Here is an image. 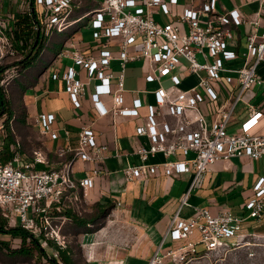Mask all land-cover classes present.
I'll list each match as a JSON object with an SVG mask.
<instances>
[{"label": "built area", "instance_id": "obj_1", "mask_svg": "<svg viewBox=\"0 0 264 264\" xmlns=\"http://www.w3.org/2000/svg\"><path fill=\"white\" fill-rule=\"evenodd\" d=\"M101 0L100 5L88 12L93 39L104 38L106 42L118 40V58L122 67L134 58H143L147 66L142 76L146 82H158L163 78L170 80V85H159L154 90V102L146 105V120L136 125L135 134L145 135L148 143H140L133 149L136 163L127 164L123 176L130 182L136 179L147 180L149 176L162 174L178 176L182 173L192 175L191 187L208 167L220 160L246 156L253 160L264 156V134L252 132L262 112L253 110L235 133L226 131L232 115L231 87L236 81L240 92L254 84H260L257 67L264 60V31L251 32L246 36L245 50L241 53L243 64L230 68L227 62L238 56L228 47L232 39V26L241 23L258 24L256 18L242 16L236 8L216 12V0H206L200 10L184 8L177 21L185 22L188 30L183 32L174 23L159 24L152 18L150 7L159 5L164 13L169 9L165 0ZM263 2L264 0H260ZM16 5L14 14L0 16V75L14 65L18 66L22 55L16 48V42L8 35L9 21L16 13L25 12L36 15L47 30L58 32L66 30L76 20H71L73 0H13ZM177 0H168L175 4ZM208 15L201 22L200 14ZM137 45V54L128 56L127 48ZM72 63L66 70L52 78H61L74 107L80 106V96L85 93L86 84L79 78V70L86 71L88 79H97L93 85L91 99L100 114L108 111L113 114L136 119L141 100L132 94L131 106L123 105L122 74L117 81V90L111 92L107 73L111 52L102 48L98 56H85L70 43L69 48L61 53ZM10 65V66H8ZM10 67V68H9ZM234 74V75H233ZM193 75L195 85L182 88V80ZM219 89H224L228 97L218 104ZM112 94L113 105L106 109L100 95ZM207 103L213 111L208 124L200 105ZM167 114L175 121L159 122L157 118ZM54 113H39L35 117L42 134L55 139L59 136L54 127ZM67 135L68 131L64 130ZM105 144L96 140L95 132L89 125H83L78 131V142L71 158L58 168L35 169L32 163L18 166L19 156L15 152L11 160L3 163L0 157V214L6 218L9 226H19L35 239L41 248L51 244L55 247L53 257L59 260L58 250L67 247L66 236L62 233V216L53 212L59 210L68 196L74 195L78 188L92 186V179L102 173ZM65 149L58 151L63 155ZM161 154L163 160L150 162L149 157ZM191 154V155H190ZM33 162L43 163L41 152H33ZM79 159L93 162L95 167L88 175L76 178L73 164ZM189 190L182 196L180 206L173 214L165 237L172 244L165 251L156 252L150 264L163 258L173 262H183L196 256L221 252L241 243L250 244V240L264 242V177H259L252 185L251 193L246 197L244 214L237 215L224 208L212 214L207 207L191 206L188 201ZM183 206H191L189 216L181 215ZM248 220L255 221L261 229L245 230ZM247 240V241H246ZM176 243V244H175ZM175 244V245H174ZM204 247L198 252L196 245ZM68 264V263H66Z\"/></svg>", "mask_w": 264, "mask_h": 264}, {"label": "crops", "instance_id": "obj_2", "mask_svg": "<svg viewBox=\"0 0 264 264\" xmlns=\"http://www.w3.org/2000/svg\"><path fill=\"white\" fill-rule=\"evenodd\" d=\"M205 1L177 0L175 4H170L165 0L168 13H164L159 5L151 6L150 10L152 18L159 24L174 23L186 32L188 25L177 21L178 15L184 8L200 10ZM100 3L101 0H73L70 17L71 20L76 21L61 32L47 30L38 21L36 15L38 19L36 24L30 26L28 22L21 23L23 32L27 33L28 30L29 35L35 34V37L38 33L39 48L35 53L33 49L30 50L29 54H32V57L26 65H22L20 75L9 86V94L14 102H11L12 108L7 112L0 113V157L1 161L6 163L16 152L19 161L15 164L18 166L32 163L35 169L58 168L71 158L77 146L80 127L89 125L95 132L97 142L107 146L99 164L102 173L93 177L91 187L78 188L74 192L73 196L80 198L85 212L69 210L75 214V217L58 214L56 210L53 212L55 216H62L64 222L66 221L61 230L67 240V247L64 249L68 256L67 262L68 264H148L149 258L151 259L158 250H161L162 243L168 238L165 234L170 220L180 206L179 203L192 180V175L157 174L149 176L147 180L136 179L130 182L125 180L123 168L127 164L137 162L133 149L140 143H148L145 135L135 134V127L145 122L146 105L154 102V90L159 85L167 87L171 82L168 78H163L160 84L155 81L146 82L142 76L147 66L145 59L134 58L122 67L118 58V40L106 42L104 38L93 39L89 16L86 14L97 8ZM137 4H141L140 0ZM232 8H236L245 18L258 20L257 25L241 23L232 26V39L228 47L236 51L238 56L226 65L235 69L243 64L241 53L245 50L246 36L253 31L257 33L264 31V1L216 0V12L220 13ZM15 11L16 5L13 0H0V16L9 17ZM27 16L30 15L25 12L16 13L9 21L7 33L15 42L21 43V39L14 38L17 29L15 21ZM207 17L206 13H201V22H205ZM70 43L85 56L97 57L102 48L111 52L109 66L106 69V72L112 75L109 80L111 92L117 90V81L122 74L123 105L130 107L131 95L135 94L142 102V106L138 109V118L132 119L109 111L100 114L91 99L93 85L99 81L88 79L85 69L79 67H76L79 70V78L87 84L85 93L79 98L80 106L78 108L73 106L61 78H52L53 73L61 75L71 65L72 61L61 54L64 49L69 48ZM21 47L16 44L22 58L26 59L28 56L24 57L22 54L25 47L24 45ZM136 50L137 45L129 46L128 56H135ZM257 73L262 82L252 85L243 92H240L235 80L230 85V100L233 107L226 126L228 133H235L241 123L250 116V112L259 110L262 115L252 132L264 134V60L258 65ZM196 82V77L189 75L182 80L181 87L187 88L195 85ZM218 93V104H222L228 94L224 89H219ZM98 100L106 109H110L113 105L112 94L100 95ZM200 108L209 124L213 117L212 108L207 103L201 104ZM39 113L56 115L54 127L59 133L57 138L51 139L41 133L38 124L35 123V117ZM4 115L7 117H1ZM157 120L170 123L175 121L167 114L160 115ZM64 130L68 131L67 135ZM18 140H21L22 149ZM60 149H65L66 152L59 155ZM34 151L42 153L45 158L43 163L33 162ZM162 160L161 154L149 157L150 162ZM95 166L93 162L77 159L73 164V175L76 178L84 177ZM259 177H264V156L256 160L246 156L220 160L211 164L208 170L197 178L192 187L194 194L190 196L189 193L187 201L191 206L207 207L212 214L227 208L234 214L242 215L244 201ZM191 206H183L184 215L191 213ZM59 209L64 207L60 206ZM261 223H264V214ZM259 226L255 221L248 220L244 229L258 230L262 228ZM72 240L76 242L82 263L73 260L76 252L72 248Z\"/></svg>", "mask_w": 264, "mask_h": 264}, {"label": "rangeland", "instance_id": "obj_3", "mask_svg": "<svg viewBox=\"0 0 264 264\" xmlns=\"http://www.w3.org/2000/svg\"><path fill=\"white\" fill-rule=\"evenodd\" d=\"M21 70H22V66L13 65L7 71V73H2V75H0V86L5 96L4 97L5 101L3 103L4 107L2 109V113L7 112L9 108H12L11 102H14V101H12V97L9 94V86L17 79V77L20 75ZM7 115L1 116V117L6 118ZM18 141H19V146L22 149L21 140H18ZM191 183H192V180L187 185V188L183 194H185L188 190L190 191L189 192L190 196L194 194V190L191 187ZM189 200H190V197H189ZM81 203L82 202H80L79 197L77 196L75 197L71 195V196H68V198H66L63 201L62 206L65 209H69L71 211L73 210L78 213H83L85 212V208ZM184 209H185L184 207L181 208V215L189 216L190 213L189 214L186 213L187 215L183 214V211H185ZM1 218L2 217L0 215V219ZM65 222L63 220L62 230L64 228ZM5 226L12 227V226H9L6 220H5ZM250 242H251L250 244L241 243L240 245L232 246L231 248L223 250L221 252L209 253L204 256H196L194 258H189L183 262L176 263V262L170 261L168 258H163L155 262L154 264H264V242L259 241V240H256V241L250 240ZM157 243L159 244L160 241H158ZM71 244H72L73 250L76 252L75 257H73V260L75 262L78 261V263H82L81 261L82 258L79 255V250L76 246V242L72 240ZM171 244H172L171 240L169 238H166L164 242L162 243L161 250H159V252H162L168 246H171ZM20 245H21L20 238L12 237L8 234L0 233V264H49L45 259H41V256L37 250H34L32 255H25L21 253L11 252V250L18 248ZM27 245L29 247L31 246L30 243H27ZM38 246L40 247L39 243H38ZM196 249L198 252H202L204 250V247L203 245L198 244L196 245ZM43 250L49 251V248L47 247ZM150 260L151 259L149 258L148 264H150Z\"/></svg>", "mask_w": 264, "mask_h": 264}, {"label": "trees", "instance_id": "obj_4", "mask_svg": "<svg viewBox=\"0 0 264 264\" xmlns=\"http://www.w3.org/2000/svg\"><path fill=\"white\" fill-rule=\"evenodd\" d=\"M37 20L38 19L35 17V15L31 14L30 16H27V18L24 17V19L23 18L16 19V21H15V26L17 27V29L14 33V38L15 39H21V43L16 41V44L19 48H22L21 46L24 45L25 51H22V54L24 57L28 56L26 59L22 58V60L19 62L20 66L26 65L28 63L29 58L32 57V54H29L30 50L33 49V53L37 52V50L39 48V39H40V37H39L36 45L33 47L34 41L36 39L35 34H32V36H30L28 33V30H27V33L23 32V27L21 26V23H27L28 22L31 26L33 24H36ZM25 27H27V25ZM4 101H5L4 100V93H3L2 88L0 86V113L4 107L3 106ZM56 212L58 214L63 213V214L75 217V214L71 213L69 211V209H65V208L59 209V210H56ZM1 217L2 218L0 219V233L1 234H8L12 237H18L21 240V245L18 248L11 250V252L21 253V254H25V255H32L33 251L37 250L41 256V259H45L49 264H58V260L53 257V251L55 249L53 244H51L48 247L49 251L41 249L38 246V243L36 242V240L32 239L26 230H24L23 228H21L19 226L6 227L5 226L6 218L3 217L2 215H1ZM27 243H30L31 246L29 247L27 245ZM58 253H59L58 254L59 260L63 264L68 263L67 262L68 256H67L66 250H58Z\"/></svg>", "mask_w": 264, "mask_h": 264}, {"label": "water", "instance_id": "obj_5", "mask_svg": "<svg viewBox=\"0 0 264 264\" xmlns=\"http://www.w3.org/2000/svg\"><path fill=\"white\" fill-rule=\"evenodd\" d=\"M37 40H38V33L36 34V39H35V41H34L33 47L36 45ZM30 53H31V52H30Z\"/></svg>", "mask_w": 264, "mask_h": 264}]
</instances>
